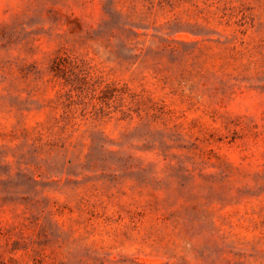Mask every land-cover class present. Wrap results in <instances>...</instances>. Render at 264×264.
<instances>
[{
  "label": "rangeland",
  "instance_id": "obj_1",
  "mask_svg": "<svg viewBox=\"0 0 264 264\" xmlns=\"http://www.w3.org/2000/svg\"><path fill=\"white\" fill-rule=\"evenodd\" d=\"M0 264H264V0H0Z\"/></svg>",
  "mask_w": 264,
  "mask_h": 264
}]
</instances>
